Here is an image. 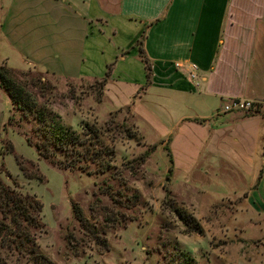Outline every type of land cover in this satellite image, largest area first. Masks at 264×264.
Returning <instances> with one entry per match:
<instances>
[{
  "label": "crops",
  "instance_id": "0c3cea01",
  "mask_svg": "<svg viewBox=\"0 0 264 264\" xmlns=\"http://www.w3.org/2000/svg\"><path fill=\"white\" fill-rule=\"evenodd\" d=\"M0 64L106 74L98 107H129L147 144L169 145L188 126L204 193L233 209L235 242L260 238L264 264V0H0ZM232 99L254 112H222ZM252 228L262 233L246 237Z\"/></svg>",
  "mask_w": 264,
  "mask_h": 264
},
{
  "label": "rangeland",
  "instance_id": "374dc122",
  "mask_svg": "<svg viewBox=\"0 0 264 264\" xmlns=\"http://www.w3.org/2000/svg\"><path fill=\"white\" fill-rule=\"evenodd\" d=\"M13 75L24 85L27 104L43 108L46 119L53 117L85 139L77 146L78 161L72 168L66 167L73 162L67 156L60 157V167L49 164L23 136L34 138L33 112L24 107L29 117L22 118L0 87V178L41 202L39 219L45 232L36 236L35 244L54 264H262L253 254L260 238L257 244L235 242L230 226L233 209L226 210V201L204 193L202 148L189 138L188 126L176 128L169 145L147 144L129 107L108 113V102L98 107L104 86L100 79L68 80L31 69H13ZM85 124L93 125L96 138L108 149L102 172L91 152L97 150L95 136L82 133ZM9 142L12 153L5 151ZM14 154L24 159L27 171L36 168L43 180L26 177ZM215 184L216 180L210 183ZM168 197L183 215L167 207ZM74 206L85 218L86 229L73 216ZM184 215L191 216L199 232L187 230ZM260 233L252 228L245 236ZM67 234L72 236L71 244ZM95 235L105 237L107 250L96 246Z\"/></svg>",
  "mask_w": 264,
  "mask_h": 264
},
{
  "label": "trees",
  "instance_id": "16d2710c",
  "mask_svg": "<svg viewBox=\"0 0 264 264\" xmlns=\"http://www.w3.org/2000/svg\"><path fill=\"white\" fill-rule=\"evenodd\" d=\"M139 54L142 57L140 48ZM142 60L145 63V76L148 81L149 64L144 57H142ZM20 74L24 73L21 71ZM105 80L106 74L101 79L100 85L103 86ZM0 87L7 92L11 105L21 111L22 118H28V112H33L31 116L36 122L33 128L34 138L23 133L26 143L29 146H33L37 155L53 166L60 167L62 165V159L60 157H69L73 162L67 164L66 167L72 168L75 162L78 161L79 151L77 146L84 145L85 139H81L74 130L63 127L53 117L46 119L47 112L43 108L36 110L35 108L33 109V104H27L24 85L14 78L13 69L5 67L4 65H0ZM24 107H26L28 112L24 111ZM8 120L11 122L12 118L9 117ZM82 133L85 136H95L94 141L97 142V150H92L91 152L97 157V164L98 167H101L102 172L104 169L103 159L104 156H107L108 149L96 138L97 132L93 129V125L85 124L82 127ZM87 141V144L90 145L89 140ZM93 143L91 144L93 145ZM153 148L154 146L150 147V149ZM5 151L9 153L13 152V146L10 142L5 148ZM85 152L83 156L86 159V154L88 153L87 148ZM14 155L20 171L26 177L34 178L37 181L43 180V175L36 168L27 171L23 165L24 159L16 154ZM146 155L147 152L142 156ZM77 167L81 168L80 166ZM166 205L179 215L184 214L183 210L175 206V201L171 197L167 198ZM41 208V202L34 196L21 193L16 189L14 182L11 185L6 184L0 178V264H54L47 256L38 251L35 244L36 236L45 232L44 224L39 219ZM72 211L79 225L86 229L85 218L81 216L79 208L74 206ZM185 217L184 225L187 230L189 232H199L200 228L196 222L192 221L191 216L186 215ZM187 219H189V224ZM65 238L71 244V234H67ZM94 243L99 249L107 250L104 236L95 235Z\"/></svg>",
  "mask_w": 264,
  "mask_h": 264
},
{
  "label": "built area",
  "instance_id": "2783aa9c",
  "mask_svg": "<svg viewBox=\"0 0 264 264\" xmlns=\"http://www.w3.org/2000/svg\"><path fill=\"white\" fill-rule=\"evenodd\" d=\"M178 66V65H177ZM255 109V103L249 100H227L224 102L221 106L222 112H254Z\"/></svg>",
  "mask_w": 264,
  "mask_h": 264
}]
</instances>
